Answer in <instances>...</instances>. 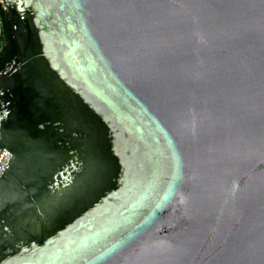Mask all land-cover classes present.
I'll return each instance as SVG.
<instances>
[{"label": "water", "instance_id": "95a60500", "mask_svg": "<svg viewBox=\"0 0 264 264\" xmlns=\"http://www.w3.org/2000/svg\"><path fill=\"white\" fill-rule=\"evenodd\" d=\"M0 2V264H264V0Z\"/></svg>", "mask_w": 264, "mask_h": 264}, {"label": "trees", "instance_id": "16d2710c", "mask_svg": "<svg viewBox=\"0 0 264 264\" xmlns=\"http://www.w3.org/2000/svg\"><path fill=\"white\" fill-rule=\"evenodd\" d=\"M0 26L3 34L0 37V72L10 63L18 53V45L13 39V26L9 14L0 2Z\"/></svg>", "mask_w": 264, "mask_h": 264}, {"label": "built area", "instance_id": "2783aa9c", "mask_svg": "<svg viewBox=\"0 0 264 264\" xmlns=\"http://www.w3.org/2000/svg\"><path fill=\"white\" fill-rule=\"evenodd\" d=\"M3 34V30H2V27L0 26V37L2 36Z\"/></svg>", "mask_w": 264, "mask_h": 264}]
</instances>
